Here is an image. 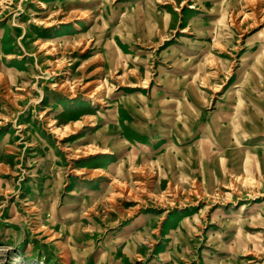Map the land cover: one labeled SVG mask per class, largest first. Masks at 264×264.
I'll return each instance as SVG.
<instances>
[{
  "label": "rangeland",
  "instance_id": "obj_1",
  "mask_svg": "<svg viewBox=\"0 0 264 264\" xmlns=\"http://www.w3.org/2000/svg\"><path fill=\"white\" fill-rule=\"evenodd\" d=\"M0 264H264V0H0Z\"/></svg>",
  "mask_w": 264,
  "mask_h": 264
},
{
  "label": "bare ground",
  "instance_id": "obj_2",
  "mask_svg": "<svg viewBox=\"0 0 264 264\" xmlns=\"http://www.w3.org/2000/svg\"><path fill=\"white\" fill-rule=\"evenodd\" d=\"M238 87V86H237Z\"/></svg>",
  "mask_w": 264,
  "mask_h": 264
}]
</instances>
